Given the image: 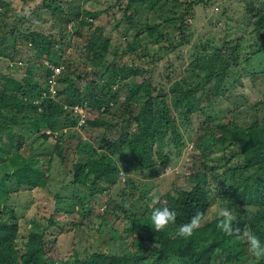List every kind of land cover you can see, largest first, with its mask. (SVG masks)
<instances>
[{
  "label": "trees",
  "instance_id": "16d2710c",
  "mask_svg": "<svg viewBox=\"0 0 264 264\" xmlns=\"http://www.w3.org/2000/svg\"><path fill=\"white\" fill-rule=\"evenodd\" d=\"M20 1L23 8L17 9L14 0H0V57L9 59V70L24 72L16 77L0 69V264H218L224 256L228 261L264 264L246 242L217 229V215L203 222L192 237L177 235L181 224L198 211L206 218L217 202L219 209L233 213L239 226L248 225L264 241V98L250 106L253 119L244 124L237 118L222 119L216 110L221 90L240 82L242 75L236 72L243 70V63L260 59L262 69L244 71L264 78V3L246 4L258 40L252 45H246L248 40L229 43L237 62L216 55L227 52L225 41L220 46L208 41L192 46L195 58L199 52L214 51V56H207L206 82L199 85L182 76L183 70L177 71L170 59L193 42V7L208 6L213 0H115L111 10L119 9L121 16L112 13L111 18L127 24L119 30L126 37L124 47L113 45L104 27L96 26L102 11L83 9L73 0L69 6L66 0ZM141 8L158 12L160 23L137 19ZM48 21L58 33L44 27ZM66 40L80 45L69 49ZM161 43L166 45L153 50ZM243 48L250 52L244 51L242 62ZM69 52L77 57H69ZM78 62L77 67L91 66L87 67L93 78L72 70ZM157 64L168 72V89L164 81L154 78ZM77 108L89 114L80 128L82 113ZM195 113L207 123L200 124L203 132L198 137L193 136V149L217 150L222 164L209 165L208 155L201 150L207 164L204 175L197 174L191 189L172 191L170 183V189L151 206L148 192L132 176L164 174L161 166L181 156L189 144L185 133H190ZM90 127L104 131L98 146L79 133ZM114 129L117 136L111 138L107 134ZM51 142L55 144L49 151ZM60 173L64 180L58 181L54 198L67 207L59 205L44 213V226L32 220L26 227L23 219L28 208L23 196L48 189L53 174ZM120 183L123 187L116 194H107L102 212L83 211L79 188L88 189L90 199H98ZM67 189L72 193L66 194ZM163 206L177 212V221L157 233L150 225L151 210ZM63 213L77 214L78 221L68 226L60 219ZM96 217L101 218L97 227ZM121 221H125L123 234L118 229ZM51 228L66 235L89 228V235L95 233L100 243L91 244L86 255L74 251L56 256L51 248L58 240L46 239Z\"/></svg>",
  "mask_w": 264,
  "mask_h": 264
},
{
  "label": "rangeland",
  "instance_id": "374dc122",
  "mask_svg": "<svg viewBox=\"0 0 264 264\" xmlns=\"http://www.w3.org/2000/svg\"><path fill=\"white\" fill-rule=\"evenodd\" d=\"M114 1L115 0H73L72 3L81 4L83 6V9H96L97 11H102L103 13H101L98 20L95 21L96 26L104 27L105 34L110 35L113 38V45L124 47L125 45H127L125 41L126 37L123 38V34H121L122 32L119 30L125 28L127 24L123 22H112V13H116V16L118 17L121 16V12L119 11V9L111 10ZM69 2V0H66L67 6H69ZM251 2H253L254 6L259 7L264 3V0H213L208 6L200 5L197 7H193L192 12L195 13L192 24L193 42L192 44H189L188 46L184 47V49L180 53H176L174 57L170 59L173 65L176 66L175 69L180 72H182L181 70H183V72L181 73L182 76H186L189 81L197 82V84L199 85L204 84L206 82V74L209 73V62L207 56H214V51H207L208 54H203L199 52L197 58H195L193 52L194 50L192 51V46L194 44H207V41L211 42L212 45L215 46H220L225 41V50L227 52H225L223 55H220V53H216V55L220 59H225L230 56V59L237 62V57L232 54L229 50V43H236L238 40H248V42H246V45H252L255 44L256 40H258V38H256V36L258 37V35L256 31H254L253 25L249 23L248 14L245 12L246 4H250ZM14 3L16 4L15 7L17 9L23 8V4H21L20 0H14ZM38 3L39 1L33 4L37 5ZM28 12L29 11L27 10L26 13ZM153 12L154 11L150 8L148 10L141 8L140 14L137 16V19L139 18L142 22L148 20L152 23L153 20H155L160 23L161 19L159 18L158 12L156 14H154ZM49 22L51 21H48V23L44 27L48 31L50 30L55 33H58V28L54 27V29H52V24ZM82 31H84L83 27H81V33ZM67 42H69L67 43L70 46L69 49H73L74 47L80 45V43L77 41L69 40ZM162 44L166 45V43L154 45L153 50H159V47ZM244 51L250 52L243 48V53H241L240 56L242 62L245 59ZM161 52H163V50ZM172 53L174 54L175 52L172 51ZM67 55L69 57L76 56L75 53L73 54L71 52H69ZM26 57L27 55L25 53L23 61L26 60ZM189 62H192L190 66ZM7 63H10V61L6 57V55L0 57V69L5 74L14 75L16 77H22L24 75V72L21 70H17L15 72L9 70L7 67ZM78 64L79 62L75 63V66L72 70L75 69L78 73L84 71L85 74H87L88 79L89 75L92 72L87 67L89 65L81 63V65L77 67ZM261 64L262 61L256 58L250 63H243L240 68H243V70H237L238 72H236L237 75H242L240 82H238L237 85L233 88H229L227 86L228 89L225 88V90L227 89L226 91L221 90L220 102L217 105L216 110L221 111L222 119L237 118V120L241 124L247 123L251 121V119H253L252 113L254 110L251 109L250 106L264 98V78L260 76H258L257 78L251 77L246 74L244 70L246 69L249 72L260 70L262 69V67H259V65ZM156 67L157 70L154 71V78L156 80L164 81L165 88L168 89L170 82L168 83V81L166 80V76L168 74L167 70L165 71L164 69H162L159 64H157ZM176 74L177 72L174 74V76H176ZM181 74H178L177 76ZM91 78H93V76ZM175 80L176 77H173V81ZM80 84L81 87H84L85 81H81ZM83 90H85V88ZM223 91L225 92L222 93ZM79 110H81L82 114H85L86 119L87 117H89V114L85 113L83 109L80 108ZM79 110L76 109V111L80 114ZM91 117L92 119L94 118L92 115ZM85 123L86 122H80L79 120L78 128H80L81 125H84ZM205 123H207V121L204 122L202 116L201 119H199L198 117H196V113L193 115V125L188 131L190 132V135L185 133V138L189 137V144H187L181 156L173 157L172 162L170 164L161 166V171H163L164 174L153 178H145L138 174H134L132 176L135 179L136 184L141 186L142 191L148 192L147 201H149L151 206H153L158 201H153V198L150 195L153 191H155L157 193V196L160 198L165 192L170 189V187L168 186L170 183L172 185V191L178 190L182 187L186 189H191L193 184H195V180L199 176L197 174L202 173L204 175V165L207 164L203 162L204 158L200 156L201 150L205 151V154L208 155L209 165L216 166L222 164V160L217 159L219 158V153L217 150H213V153H211L207 149L202 148L200 146H198L199 148H197V150L193 149V136L198 137L200 133L203 132L201 131L202 127H200V124ZM103 132V129L99 128L90 127L88 130L79 129V133L81 134L82 138L85 140H89L95 146H98L97 142L99 138H101ZM204 134H206V132ZM107 135L111 138H115L117 136V130L114 129L108 132ZM54 144L55 142H51L48 144L49 151H51ZM60 175L61 173L56 175L53 174V184H50L51 186L48 189H39L31 194L26 192L23 196V201L25 203L24 206H27L28 208L24 213L25 217L23 219L26 227H31L30 222L32 220H36L44 226L46 225L45 217L43 216L44 213H46L47 215L50 211H53L59 205L65 208L67 207L64 202L58 204L56 202V199L54 198V194L58 192V186H56L58 185V181L60 179L64 180V176ZM206 178L209 180V177L206 176ZM102 184L104 186H107L105 182H102ZM122 187L123 184L120 183L116 185V187L112 188L111 191H108L109 193L107 192L106 194H99L98 199L97 196L94 199H90L88 196L89 190L84 187L79 188L78 190H81L82 192L80 194L82 196L81 199H84L83 211H85L87 208H91L92 215L95 213L98 214L102 212L105 209V204L108 200L107 194H110L111 192L113 194H116ZM72 191L73 189H67L66 194H71ZM86 196H88L89 202ZM77 208L78 207H76V209ZM219 210L220 209L218 207V204L217 202H215L211 207L207 217L205 218L204 223L210 222L215 219ZM75 215L76 216H67L66 213H63L60 216V219L63 222H67L68 226H71L74 221H78L79 216L77 214ZM94 220L97 227L98 224H100L101 222V218L96 217ZM124 222L125 221H121L118 223V229L121 230V234H123L122 230L124 229ZM47 233L48 234L46 239L49 241V243H54L56 242V240H58L56 246L53 245L51 248L53 254L56 256H62L65 253L70 254L74 251L79 254L86 255V249L91 244L98 245V243H100V239L98 238V236H95V233L93 235H89V228H86L84 231L82 229L78 233L72 232L67 235L63 232H60V229L58 228H51L47 231ZM245 262L246 260L228 261L226 256L218 259V264H244Z\"/></svg>",
  "mask_w": 264,
  "mask_h": 264
},
{
  "label": "clouds",
  "instance_id": "9594fccd",
  "mask_svg": "<svg viewBox=\"0 0 264 264\" xmlns=\"http://www.w3.org/2000/svg\"><path fill=\"white\" fill-rule=\"evenodd\" d=\"M150 195L154 202L159 199L155 191ZM128 206L129 205L125 202L124 207ZM177 215L178 214L175 210L167 206L154 207L151 210L150 225L155 232H161L167 229L170 225L176 224ZM217 217L218 223L216 226L219 231L227 237L234 238L236 241L246 242L254 257L264 259V241H262L257 235L253 234L248 225H244L243 227L239 226L236 222V217L226 208L220 209L217 213ZM204 221L205 213L198 211L187 223L179 226L177 229V235L184 238L192 237L194 232L202 226Z\"/></svg>",
  "mask_w": 264,
  "mask_h": 264
},
{
  "label": "built area",
  "instance_id": "2783aa9c",
  "mask_svg": "<svg viewBox=\"0 0 264 264\" xmlns=\"http://www.w3.org/2000/svg\"><path fill=\"white\" fill-rule=\"evenodd\" d=\"M78 110L80 109V108H77ZM80 111V113H81V110H79ZM86 122V118H85V114H82V118L80 119V122Z\"/></svg>",
  "mask_w": 264,
  "mask_h": 264
}]
</instances>
